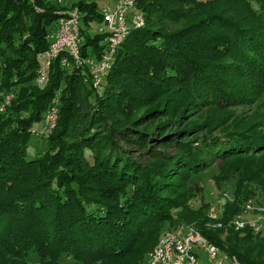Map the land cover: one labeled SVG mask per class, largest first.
I'll return each mask as SVG.
<instances>
[{
	"label": "trees",
	"instance_id": "obj_1",
	"mask_svg": "<svg viewBox=\"0 0 264 264\" xmlns=\"http://www.w3.org/2000/svg\"><path fill=\"white\" fill-rule=\"evenodd\" d=\"M51 3L0 0V106L13 96L0 112V264H31L32 255L35 264H141L182 224L242 264H264V232L230 227L245 202L264 194V126L183 121L264 91V17L247 0H138L145 26L117 48L100 86L86 66L65 70L61 55L39 87L38 56L61 11H81L82 58L99 60L108 49L97 1ZM56 97L47 150L28 160L30 130ZM136 147L151 161L135 156ZM213 162L223 164L222 180L237 178L217 219L183 192Z\"/></svg>",
	"mask_w": 264,
	"mask_h": 264
},
{
	"label": "built area",
	"instance_id": "obj_2",
	"mask_svg": "<svg viewBox=\"0 0 264 264\" xmlns=\"http://www.w3.org/2000/svg\"><path fill=\"white\" fill-rule=\"evenodd\" d=\"M115 1L114 10L109 7L102 9L104 25L99 32L108 34L106 39L108 49L99 60L81 57V14L78 9H65L60 12L61 17L56 31L51 37L50 47L38 56L41 66L37 78L39 85L44 86L48 83L47 71L51 68L52 62L59 56L64 55L61 61L64 67L69 68L72 65L78 68L88 67L94 86H100L112 67L117 48L132 30L141 29L145 25L143 14L137 12L138 0ZM52 110H49L45 117L48 125L50 123L51 126L56 122L55 116L57 119L56 109L53 108ZM51 113L55 114L51 115ZM244 210V213L248 216L243 217V212L237 215L231 221L230 227L235 231L250 228L255 235L262 234L264 232V205L253 206V204H249ZM209 216L212 219H217V215L213 214V211L209 213ZM215 227L221 228L222 224L218 223ZM203 253L207 254L209 264H242L236 257L225 254L222 257L220 249L204 238L195 226L185 224L174 230L164 232L150 253L147 264H199ZM226 260H228V263H226Z\"/></svg>",
	"mask_w": 264,
	"mask_h": 264
},
{
	"label": "rangeland",
	"instance_id": "obj_3",
	"mask_svg": "<svg viewBox=\"0 0 264 264\" xmlns=\"http://www.w3.org/2000/svg\"><path fill=\"white\" fill-rule=\"evenodd\" d=\"M79 1L80 0H47V2H50V3L53 2V4H55V6L59 8L66 7L71 2L78 3ZM84 1L85 2L97 1L100 5V8L109 7L112 10L115 9V3H116L115 0H84ZM197 1L209 2L210 0H197ZM247 1H249L250 6L255 10L257 15H259L260 17L261 16L264 17V7L261 4L257 2H252L250 0H247ZM71 9H78L79 13L81 14V11L77 6ZM143 19H144V22H146V18L144 15H143ZM64 68H66L65 70H70L71 67L70 68L64 67ZM49 72H50V69L47 71V76L49 78V81L46 85H48L50 82ZM36 84L39 87L46 86V85L44 86L39 85L37 83V79H36ZM12 98H13L12 95L6 96L4 103L2 104V106H0V112H4V110L9 106ZM250 99L251 100L249 102H245L240 106L222 108L221 112L219 110L220 108H216V107L202 109L203 111L199 115H194V116L189 112L185 115V118L183 120L184 124L188 123L190 125V124H194V122L199 123V124L201 123L204 124L206 122L220 120V121H223L225 126L232 124L233 122H240L242 125H247L249 123L258 122L264 126V91L257 93L254 97H250ZM59 107H60L59 97H56L55 101L51 103V106L48 108L45 114V117H46L49 110L51 111L53 108L56 109L57 119L55 116L54 119L56 120V122L54 120L55 123L53 126H51L50 123L48 125V121L44 119L41 126L38 125L37 127H33L30 130L31 139L28 142L27 154H26V157L28 160H34L38 158L39 156L44 154V152L47 150L46 137L52 131H54L57 127ZM141 111L137 112L135 115H138ZM53 114L55 113H51V115ZM156 124L157 123L155 120L147 128H153L156 126ZM134 153H135V156L140 155L146 161H151V158H149L148 152H146L145 149L136 147L134 149ZM223 173H224L223 164L220 162H213V164L210 167H208V169L204 170L200 174H193L190 177L189 181L186 183L185 190L183 191L187 193L188 204H190V206L193 207L194 209H198L202 205H209L210 206L209 213L213 211V214H216L217 216L219 214H222L226 203L231 202L234 198L235 182L237 179V178H233V176L235 175L229 172V175H228L229 177L226 180H222ZM214 179H218L219 181L218 186L214 182ZM249 204H253V206L264 205V194L258 193V196L256 199H252L249 202H245V204H243L242 207L245 209ZM244 211L242 215L243 217H247L248 214L244 213ZM175 217H177L176 213H175ZM151 232L152 231L150 230L145 232V240L148 238ZM219 237L221 240H225L227 237L226 232L221 233ZM141 246L146 247L144 243H141ZM144 247H141V248H144ZM150 253L145 256L141 264L148 263ZM220 255L222 257L224 256L223 253H220ZM29 260L31 264L38 263L39 261L35 255H32ZM63 262L67 263L69 261L64 260ZM226 263H228V260H226ZM68 264H73V262L70 261V263ZM199 264H209L207 254L203 253L201 255Z\"/></svg>",
	"mask_w": 264,
	"mask_h": 264
}]
</instances>
